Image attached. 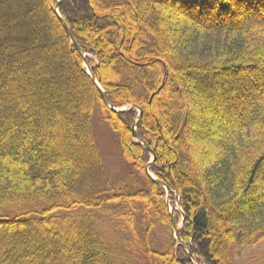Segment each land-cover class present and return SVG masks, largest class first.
Returning a JSON list of instances; mask_svg holds the SVG:
<instances>
[{
  "label": "trees",
  "instance_id": "1",
  "mask_svg": "<svg viewBox=\"0 0 264 264\" xmlns=\"http://www.w3.org/2000/svg\"><path fill=\"white\" fill-rule=\"evenodd\" d=\"M0 0V264H230L264 242V0ZM129 165L114 181L94 118ZM156 225L168 233L154 247ZM140 227L142 229H140Z\"/></svg>",
  "mask_w": 264,
  "mask_h": 264
},
{
  "label": "rangeland",
  "instance_id": "2",
  "mask_svg": "<svg viewBox=\"0 0 264 264\" xmlns=\"http://www.w3.org/2000/svg\"><path fill=\"white\" fill-rule=\"evenodd\" d=\"M58 2H60V4L57 7ZM53 8H54V11L55 12L58 11V13H60L61 16H62L61 9H67V11H68L67 15H70V16H72V15L84 16L88 13L87 0H54ZM58 13L56 12L57 16H58ZM89 60L93 61L95 63V65L98 64V59L92 54H87V61L89 63V66L91 67ZM83 66H84V68L86 67L84 64H83ZM86 71H87V69H86ZM87 73H88V71H87ZM124 108L128 109V107H124ZM124 108H122V109H124ZM117 110H121V109H117ZM137 126H136V130H137ZM94 129H95L97 141H98L99 146L101 148V151L104 155L106 165H107L109 172L111 173L114 181L117 183L119 180H124L126 178V176L128 175L126 169H127V167H129V165H127L124 162V160L121 159V157H120L119 141H118L117 137L110 130V128L108 126H106L101 121V119L98 115H96L94 118ZM133 140H134V138H133ZM134 141L137 142L136 140H134ZM149 163H148V165H149ZM148 165H147V169L152 164L149 167H148ZM152 176L154 178H156L153 174H152ZM164 188L166 190L167 204L169 206V210H170L171 214H173L174 211L179 212L177 223H175L174 219L172 221H173V226L175 224V226L179 229V233H180V230L182 229V227H183V225L187 219V216L184 219V217H183L184 212H182L178 201L176 202V201L172 200L171 191L168 193L166 187H164ZM140 229H142V228L140 227ZM152 237L154 240L155 249H157L160 252H163L166 248V240L168 238V233L165 232L164 229H162V226L156 225V227L154 228V230L152 232ZM174 238H175V233H174ZM185 246H186V244H185ZM187 248H185V250L188 252L189 258L192 261V263L193 264H200V263H198V261L194 257V255L191 253L189 247H187ZM137 263L138 262H135V264H137ZM139 264H146V263L143 262V263H139ZM148 264H150V263H148ZM156 264H161V263L157 262ZM201 264H206V263L203 261ZM230 264H264V242L257 245V246L241 249L240 255L238 257H233Z\"/></svg>",
  "mask_w": 264,
  "mask_h": 264
},
{
  "label": "water",
  "instance_id": "3",
  "mask_svg": "<svg viewBox=\"0 0 264 264\" xmlns=\"http://www.w3.org/2000/svg\"><path fill=\"white\" fill-rule=\"evenodd\" d=\"M60 2L57 3V7L59 6ZM58 13V11H56ZM58 18H59V21L60 23L62 24L64 30L66 31L69 39L71 40V43L72 45L74 46L75 50L81 55V57L83 58V61H84V65L86 66L85 68L87 69L88 71V74L90 75V77L92 78L93 82L97 85L99 91H100V94H101V97L105 103L106 106H108L109 108H111L112 110L116 111V112H127V111H132V110H138L139 111V117L137 118L136 122H135V125H134V130H133V138L134 140H136L137 142L140 143V145H142L144 148H146L149 153L151 154L152 156V161L149 163L148 167L156 160V154L154 152L153 149H151L148 144L143 141L138 133H137V130H136V126L138 125L139 121L141 120L142 118V115H143V111L141 108L137 107V106H132L131 108L129 109H121V110H117L115 108L112 107L111 105V101L109 99V97L107 96L106 92L103 90V88L100 86L99 82L96 80L95 76H94V72L92 70V68L89 66V63L87 61V54L83 51V49L80 47V45L77 43L75 37L73 36L72 32H71V28L69 27V24L66 22V20L61 16L60 13H58ZM149 174V173H148ZM149 176L151 177V179H153L156 183H158L159 185L161 186H164L166 187L167 189V192L169 193L170 190L169 188L164 185V183L160 182L159 180H157L156 178H154L151 174H149ZM183 217L184 219L186 218V214L183 213ZM174 233H175V238L177 239L178 243L181 244L183 247L187 248V246H185L184 242L182 241V239L180 238V235H179V229L175 226L174 224ZM188 249V248H187ZM191 255V254H190Z\"/></svg>",
  "mask_w": 264,
  "mask_h": 264
}]
</instances>
